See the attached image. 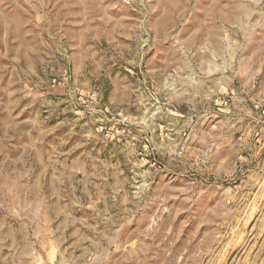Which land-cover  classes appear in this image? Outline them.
Returning a JSON list of instances; mask_svg holds the SVG:
<instances>
[{"label": "rangeland", "instance_id": "374dc122", "mask_svg": "<svg viewBox=\"0 0 264 264\" xmlns=\"http://www.w3.org/2000/svg\"><path fill=\"white\" fill-rule=\"evenodd\" d=\"M0 264H264V0H0Z\"/></svg>", "mask_w": 264, "mask_h": 264}]
</instances>
